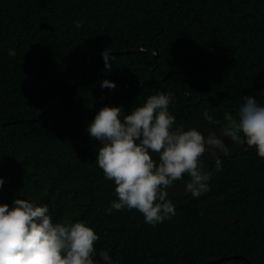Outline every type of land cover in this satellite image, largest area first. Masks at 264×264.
<instances>
[{
	"label": "trees",
	"instance_id": "1",
	"mask_svg": "<svg viewBox=\"0 0 264 264\" xmlns=\"http://www.w3.org/2000/svg\"><path fill=\"white\" fill-rule=\"evenodd\" d=\"M159 93L174 128L221 138L244 97L264 106V0H0V205L26 199L54 223L84 222L98 264L102 252L112 264H264V158L244 143L205 152L210 190L168 194L171 218L107 214L115 185L87 128L105 106L130 114Z\"/></svg>",
	"mask_w": 264,
	"mask_h": 264
},
{
	"label": "clouds",
	"instance_id": "2",
	"mask_svg": "<svg viewBox=\"0 0 264 264\" xmlns=\"http://www.w3.org/2000/svg\"><path fill=\"white\" fill-rule=\"evenodd\" d=\"M80 22H76L79 28ZM9 55H15L9 50ZM105 69L111 70L110 55L102 53ZM102 88H115L104 80ZM234 118L225 113L222 137L205 136L195 128L184 130L169 114L170 95L159 93L147 98L142 106L125 114L122 107L105 106L95 115L87 131L100 143L96 162L105 178L114 181L117 196L112 210L136 209L153 226L175 215L167 199L175 181L187 174L185 191L193 197L208 192L211 172H204L201 157L206 151L228 153L227 138L255 148L264 158V106L246 96ZM204 118L216 124L207 111ZM154 155L157 157L154 159ZM218 171L221 160H215ZM4 181L0 179V187ZM100 239L84 222H53L47 205L36 206L26 199H15L13 206L0 205V264H98L93 259L94 244ZM112 264L107 252L101 253Z\"/></svg>",
	"mask_w": 264,
	"mask_h": 264
},
{
	"label": "rangeland",
	"instance_id": "3",
	"mask_svg": "<svg viewBox=\"0 0 264 264\" xmlns=\"http://www.w3.org/2000/svg\"><path fill=\"white\" fill-rule=\"evenodd\" d=\"M238 110L239 109L235 110L234 112H237ZM215 134L218 137H220V134H218V133H215ZM224 139H226V138H224ZM225 142H226V140H225ZM153 158L156 159L157 157L154 155ZM180 181L183 182V184L171 186L169 189H167L168 194H170V195H184L185 194V192H186L185 187H186L187 181L184 178L180 179Z\"/></svg>",
	"mask_w": 264,
	"mask_h": 264
},
{
	"label": "water",
	"instance_id": "4",
	"mask_svg": "<svg viewBox=\"0 0 264 264\" xmlns=\"http://www.w3.org/2000/svg\"><path fill=\"white\" fill-rule=\"evenodd\" d=\"M245 258V257H244ZM246 259V258H245Z\"/></svg>",
	"mask_w": 264,
	"mask_h": 264
}]
</instances>
